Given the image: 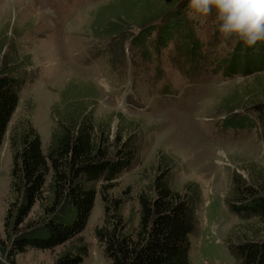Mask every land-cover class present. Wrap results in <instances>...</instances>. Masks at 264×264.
<instances>
[{"label": "rangeland", "instance_id": "1", "mask_svg": "<svg viewBox=\"0 0 264 264\" xmlns=\"http://www.w3.org/2000/svg\"><path fill=\"white\" fill-rule=\"evenodd\" d=\"M186 2L0 0L1 66L24 78L0 145V246L1 240L8 243L3 219L14 201L9 134L29 119L46 151L59 118L78 110L90 111L95 136L135 144L131 168L108 192L127 198L123 212L134 223L137 195L149 190L159 169L169 168L179 192L199 191L197 228L190 236L193 264H242L233 247L264 238L256 217L235 214L227 205L241 179L264 192V141L253 110L264 104V66H247L255 55L249 53L246 62L243 46L240 71L232 72L239 42L223 40L212 16L180 11ZM178 12L189 19V36L162 46L157 30L144 35ZM37 211L35 204L28 218ZM103 216L97 192L79 233L87 247L80 264H111L94 234ZM63 248H30L17 253L14 264H51ZM0 258L9 264L1 251Z\"/></svg>", "mask_w": 264, "mask_h": 264}, {"label": "trees", "instance_id": "2", "mask_svg": "<svg viewBox=\"0 0 264 264\" xmlns=\"http://www.w3.org/2000/svg\"><path fill=\"white\" fill-rule=\"evenodd\" d=\"M188 4L189 0L180 11L190 9ZM184 14L165 15L161 23L152 24L144 35L157 30L156 44L162 46L178 36H189V19L180 17ZM243 46L248 50L244 56L246 62L255 55L254 64L247 66L262 69L264 53L256 56L254 52H264V41L251 47L239 42L240 54L233 59L232 72L240 71ZM1 64L0 61V145L24 83L21 74L12 73V68ZM253 110L264 141V104H257ZM89 114L90 111L78 110L70 117L59 118L46 151L29 119L9 134V190L14 201L3 219L8 241L5 244L1 240L3 258L14 264V256L27 249H53L62 245L64 248L51 264H80L87 247L79 233L85 227L98 192L104 216L94 234L111 264H193L189 257L190 236L197 228L199 191L179 192L170 182L169 168L159 169L149 190L137 195L134 223L123 212L127 198L110 197L108 192L114 187V180L131 168L137 152L135 144L120 136L114 141L107 135L95 136ZM235 188L238 194L231 195L227 202L230 211L256 217L264 225V192L242 179L235 183ZM35 204L38 211L35 218L29 219ZM233 252L242 259V264H264V238L240 242ZM0 264L6 262L0 258Z\"/></svg>", "mask_w": 264, "mask_h": 264}, {"label": "clouds", "instance_id": "3", "mask_svg": "<svg viewBox=\"0 0 264 264\" xmlns=\"http://www.w3.org/2000/svg\"><path fill=\"white\" fill-rule=\"evenodd\" d=\"M192 14L214 18L223 40L251 47L264 41V0H189Z\"/></svg>", "mask_w": 264, "mask_h": 264}]
</instances>
